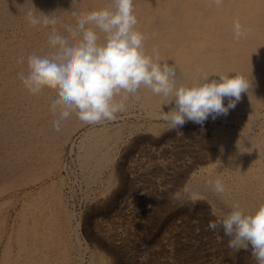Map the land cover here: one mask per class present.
I'll list each match as a JSON object with an SVG mask.
<instances>
[{"label": "bare ground", "instance_id": "6f19581e", "mask_svg": "<svg viewBox=\"0 0 264 264\" xmlns=\"http://www.w3.org/2000/svg\"><path fill=\"white\" fill-rule=\"evenodd\" d=\"M110 4L111 0H83L81 6L93 10ZM28 10L74 16L71 0H0V206L12 202L2 197L4 192L27 190L19 195L23 200L17 197L20 210L0 220V264H122L117 250H102L100 244L92 250L82 236V218L70 208L65 193L68 184L62 173L68 165L63 159L71 147L69 153L75 154L90 188L96 183L105 188L118 185L108 199L96 201L87 216L90 222L94 213L112 210L125 193L127 172L116 164L118 147L126 132L135 134L143 127L127 121L114 126L115 120L121 113L129 119L136 109L154 120L174 104H166L170 97L142 86L137 94H128L125 110L115 120L99 122L102 127L80 121L75 112L56 126L57 109L49 104L55 85L46 84L33 94L19 77L27 71L29 54L50 48L48 28L30 26ZM134 12L146 52L151 55L158 49L161 63L176 68L177 85H191L211 73L249 81V90L227 115L208 119L214 124L213 145L223 172L207 168L194 185L213 192L229 207L238 202L245 212H254L264 204V0H223L220 5L214 0H134ZM235 21L247 30L238 40L233 36ZM148 127L160 130L156 124ZM217 176L226 184L223 196L208 183Z\"/></svg>", "mask_w": 264, "mask_h": 264}, {"label": "clouds", "instance_id": "9594fccd", "mask_svg": "<svg viewBox=\"0 0 264 264\" xmlns=\"http://www.w3.org/2000/svg\"><path fill=\"white\" fill-rule=\"evenodd\" d=\"M82 3L83 0H71L74 16L48 15L41 10H28L25 14L30 26L48 28L50 48L29 54L27 71L19 77L33 94L46 84L55 85L49 104L57 109L53 114L56 126H61L73 112L88 124L115 120L117 113L125 110L128 94L135 95L144 86L156 95L170 97L166 104L174 106L165 112L163 119L177 129L187 121L203 124L209 117L227 115L241 94L249 90V81L225 73L202 74L191 85H177L176 68L161 63L158 49L153 48L151 55L146 52L145 35L136 28L134 0H111L110 6L93 10L82 7ZM214 3L220 5L223 0ZM246 31L239 21L234 22V39L242 38ZM23 61L21 57L19 62ZM208 183L218 195L226 194L221 177ZM186 196L193 202L200 199L199 193L190 192L187 187L171 194L178 202H183ZM230 208L218 215L213 207L216 218L209 221L208 228H222L229 237L230 249H250L257 264H264V204L254 212H245L238 202L231 203Z\"/></svg>", "mask_w": 264, "mask_h": 264}, {"label": "rangeland", "instance_id": "374dc122", "mask_svg": "<svg viewBox=\"0 0 264 264\" xmlns=\"http://www.w3.org/2000/svg\"><path fill=\"white\" fill-rule=\"evenodd\" d=\"M133 111L135 114L129 119L121 113L122 117L114 122V126L127 121L128 125L142 124L143 127L139 132L134 130L135 134L126 132L124 142L118 147L116 164L127 172L128 186L108 213H94V220H87L97 202L108 199L118 185L105 188L96 183L90 188L78 168L75 154L69 153L71 147L63 159L68 165L67 172L62 173L68 184L66 197L70 208L82 218L81 233L89 247L117 250L115 252L122 254V264H257L250 249L234 251L228 247L229 237L222 228H208L209 221L216 218L212 214L213 207L218 215L231 208L213 192L202 191L194 185L196 177L207 168L222 173L225 167L213 145L214 124L210 120L203 124L187 121L172 129L163 119L166 110L162 111L161 118L154 120L139 109ZM151 124H156L160 130L148 131ZM102 125L98 123V127ZM129 146H132L131 151H128ZM9 184L5 185V190ZM185 187L199 193L200 199L193 202L186 196L183 202H178L171 198L173 192ZM25 188L2 194V197L12 198V202L0 206V220L20 210L19 198L23 200V197L19 195L27 191Z\"/></svg>", "mask_w": 264, "mask_h": 264}]
</instances>
